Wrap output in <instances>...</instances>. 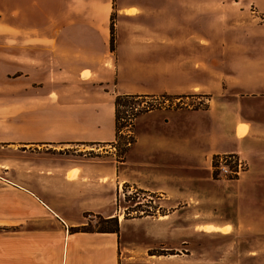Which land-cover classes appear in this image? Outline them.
Listing matches in <instances>:
<instances>
[{
  "label": "crops",
  "instance_id": "obj_1",
  "mask_svg": "<svg viewBox=\"0 0 264 264\" xmlns=\"http://www.w3.org/2000/svg\"><path fill=\"white\" fill-rule=\"evenodd\" d=\"M228 35L236 56L226 80L210 55L228 52L216 43ZM160 93L204 95L207 105L153 109L133 125L155 112L164 128L171 116H188L193 125L177 131L189 136L135 131L122 166L41 150L112 146L114 96ZM140 143L181 159L128 161ZM205 154H234L246 165L238 177L250 182L251 228L264 230V0H0V264H110L116 233L67 229L84 224L86 212L113 216L110 196L126 182L161 195L198 194L191 168Z\"/></svg>",
  "mask_w": 264,
  "mask_h": 264
},
{
  "label": "rangeland",
  "instance_id": "obj_2",
  "mask_svg": "<svg viewBox=\"0 0 264 264\" xmlns=\"http://www.w3.org/2000/svg\"><path fill=\"white\" fill-rule=\"evenodd\" d=\"M232 9L227 10L231 18L234 17ZM216 43L227 46L229 50L210 55L212 70L221 72L219 76L226 80L234 78L236 55L232 48L233 35L231 37L228 35L226 42ZM232 87H228L231 93ZM170 95L173 97L162 99L156 94V99H139L133 101L131 106L144 107L146 105L144 101L148 103L163 101L161 106H154L153 109L194 111L201 110L207 105V98L204 95ZM188 118V116L173 115L169 119L170 127L164 128L162 116L159 112H155L138 119L135 126L133 125L131 134L136 139V132L143 136L147 129H152L158 134L164 131L168 138L180 139L181 136L182 139L186 134L189 136L190 131L177 130L182 124L186 127L193 125ZM240 126L247 125L239 124V130ZM110 143L116 145L115 140ZM189 143L188 148L192 150L197 149L200 144L194 139H190ZM108 144L44 145L41 150L50 153L51 156L70 157L78 161H110V164L122 166L119 162L126 160L134 144L125 153H121L119 143L115 149H111V144L107 146ZM229 146L230 144H226L224 147ZM165 153V157L163 154L161 156L160 151L155 147H152V152L148 153V146L140 143L130 151L128 161L145 163L153 161L163 165V163H176L181 159L176 153L167 151ZM216 155L219 157L218 161L224 156V154H214L207 158L205 154L201 160L192 165L193 182L198 184V194L177 192L175 189L161 195L156 190H144L134 183L126 182L119 190L117 189L115 196H110V213H114L113 216L117 217L118 223V233H116L118 245L114 251L110 246V264H264V230H253L250 223L253 213L250 182L244 174L238 177L240 172L246 170V165L242 164L236 174L224 173L212 166L213 156ZM159 170L164 168L160 167ZM76 172L77 170H73L69 176H74ZM152 181L157 183L158 180L153 178ZM111 194L113 192L110 190ZM189 197H192L191 203L188 202ZM204 202L206 205L203 204ZM101 218H104L103 215L83 213L82 225H85L83 229L96 230ZM211 221H218L228 226L205 224ZM104 226H111V223H106ZM69 228L67 229L69 233H75L70 232ZM0 231L3 230L0 228Z\"/></svg>",
  "mask_w": 264,
  "mask_h": 264
},
{
  "label": "trees",
  "instance_id": "obj_3",
  "mask_svg": "<svg viewBox=\"0 0 264 264\" xmlns=\"http://www.w3.org/2000/svg\"><path fill=\"white\" fill-rule=\"evenodd\" d=\"M114 15L112 14L110 17V48L114 49ZM158 97H161L162 99H167L169 97H173L170 94L162 93L159 94ZM145 98H152L156 99V95H147V94H117L114 96V131H115V144L119 143L118 145H121V153H125L129 147L134 142V137L131 134L132 128H133V121L134 119L140 115L141 113L147 112L151 109L157 106H161L163 101L154 103L150 101H144L146 105L144 107H138L131 106L133 101H137L139 99H145ZM120 140V141H119ZM114 144V143H113ZM116 145H112L115 148H117ZM118 150V149H117ZM231 156H234L232 158ZM221 157V156H220ZM223 157H231L232 160L227 159L226 164L229 166L230 169L233 171H236V165L237 160L235 158H238L234 154H225ZM218 155L213 156L212 159V166L218 170L219 162ZM236 174V173H234ZM234 178V177H232ZM141 192V191H140ZM99 227L96 230H85L83 229V226H77V227H70V232H110V233H118V223H117V217L116 216H110L108 218H101L99 221ZM106 223H111V226H104Z\"/></svg>",
  "mask_w": 264,
  "mask_h": 264
},
{
  "label": "built area",
  "instance_id": "obj_4",
  "mask_svg": "<svg viewBox=\"0 0 264 264\" xmlns=\"http://www.w3.org/2000/svg\"><path fill=\"white\" fill-rule=\"evenodd\" d=\"M232 158H234V156H231ZM231 157H221L220 158V162H219V171H222L224 173H237L238 172V169H240L241 166H243L242 164V161H240L238 158H235L237 160V165H236V171H233L232 169L229 168V166L226 164V160L227 159H230Z\"/></svg>",
  "mask_w": 264,
  "mask_h": 264
}]
</instances>
